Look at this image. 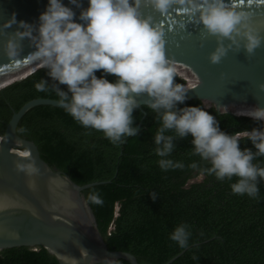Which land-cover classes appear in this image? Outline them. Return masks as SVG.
Instances as JSON below:
<instances>
[{"label":"trees","instance_id":"16d2710c","mask_svg":"<svg viewBox=\"0 0 264 264\" xmlns=\"http://www.w3.org/2000/svg\"><path fill=\"white\" fill-rule=\"evenodd\" d=\"M177 72L176 76L189 82L185 74ZM96 75L101 71L96 70ZM176 76L174 82L183 84ZM106 78L112 80L114 76ZM41 79L47 82L46 91L34 86ZM56 87L67 91L66 85L52 80L42 68L0 92V135L12 112L24 102L36 97L58 100ZM187 105L204 108L199 100L178 102L174 107ZM141 109L144 116L137 107L132 112L136 134L122 137L123 142L118 144L101 131L84 127L64 108L50 105L27 110L17 123L16 133L34 142L40 158L75 183L108 180L84 189L82 194L109 250L130 252L139 264H164L183 249L169 238L174 226L183 222L191 233L188 245L169 264H264V178L257 177L258 193L254 197L233 193L230 183L236 178L218 180L204 172L207 161L192 153L190 135L174 138L169 153L184 167L160 169L153 140L159 121L147 105ZM205 110L228 134L264 128L258 119L217 115L212 107ZM239 147L256 151L243 136ZM193 161L196 168L189 166ZM253 162L264 166V156H255ZM94 195L100 196L102 203L93 201ZM0 264L59 263L42 247L20 246L1 249ZM113 264L130 263L117 259Z\"/></svg>","mask_w":264,"mask_h":264},{"label":"clouds","instance_id":"9594fccd","mask_svg":"<svg viewBox=\"0 0 264 264\" xmlns=\"http://www.w3.org/2000/svg\"><path fill=\"white\" fill-rule=\"evenodd\" d=\"M79 7L78 0H69ZM184 0H146L152 9L163 13L173 3ZM142 0H87L78 15L62 0H47L39 13L38 24L15 19L12 14L3 21V27L17 23L24 29L17 32L33 42V51L25 58L35 68H46L47 75L67 91L56 87L57 103L78 123L99 130L113 144L123 142L122 137L134 136L133 109L137 107L135 95L146 93L148 108L159 121L153 140L157 164L162 170L183 168L182 161L169 157L173 139L191 136L192 153L207 161L204 172L214 174L218 180H231L235 194L254 197L258 193L257 177L264 178V166L254 163L255 156H264V128L228 134L219 128L215 117L199 106L187 105L176 109V102L185 99V85L174 82L176 62L167 58L162 29L151 15L140 11ZM208 34L218 40L227 38L251 53L261 43V36L253 28L251 13L230 6L226 0H192L191 9ZM77 16V19H73ZM80 21V22H78ZM18 41H4V52L10 58L18 56ZM226 47L218 44L210 54V61L218 62ZM96 70L101 75H96ZM106 75L114 76L109 80ZM196 80L188 87H195ZM38 91H46L43 79L35 83ZM264 88V84L260 85ZM70 94V95H69ZM135 94V95H134ZM243 114L264 120V107L246 110ZM241 136L251 141L255 152L239 147ZM196 168V162L190 165ZM29 171H34L28 165ZM153 199L155 194H152ZM102 203L98 195L92 196ZM191 235L188 225L177 223L169 238L180 248L188 245Z\"/></svg>","mask_w":264,"mask_h":264},{"label":"water","instance_id":"95a60500","mask_svg":"<svg viewBox=\"0 0 264 264\" xmlns=\"http://www.w3.org/2000/svg\"><path fill=\"white\" fill-rule=\"evenodd\" d=\"M62 2L77 15L87 6V0H78L79 7L69 0ZM226 3L251 13L249 22L262 38L251 53L244 49L242 40L237 46L227 38L218 40L208 34L198 21V14L186 11L191 9L192 0L173 3L163 13L142 0L140 11L151 15L160 26L166 57L175 61L177 71L189 78L186 82V78L176 76L186 87L183 101L199 100L205 109L212 107L217 115L250 117L243 113L264 107V88L260 87L264 84V0H226ZM46 4L47 0H0V92L42 69L35 68L25 58L34 49L29 37L17 35L24 29L17 23L3 27V21L15 14L17 21H26L35 29ZM180 11L182 15L178 14ZM9 38L18 41L15 59L3 50L4 41ZM218 44L224 45L226 52L218 62H212L209 57ZM196 80L195 87H188ZM135 99L144 116L141 106L146 105L147 94L135 95ZM36 105L63 109L57 99L32 98L12 112L0 135V250L42 247L59 264H113L117 259L139 264L130 252L107 248L93 210L82 194L84 189L108 180L75 183L67 174L43 161L34 142L16 133L20 118ZM28 165L34 171H29ZM186 248L164 264L171 263Z\"/></svg>","mask_w":264,"mask_h":264},{"label":"bare ground","instance_id":"6f19581e","mask_svg":"<svg viewBox=\"0 0 264 264\" xmlns=\"http://www.w3.org/2000/svg\"><path fill=\"white\" fill-rule=\"evenodd\" d=\"M182 11H180V12H178V14H180V15H182ZM176 14H177V12H176ZM181 72V71H180ZM183 73V72H182ZM29 152H27V153H25V154H28Z\"/></svg>","mask_w":264,"mask_h":264},{"label":"rangeland","instance_id":"374dc122","mask_svg":"<svg viewBox=\"0 0 264 264\" xmlns=\"http://www.w3.org/2000/svg\"><path fill=\"white\" fill-rule=\"evenodd\" d=\"M200 179V176L199 177H196L194 180H199Z\"/></svg>","mask_w":264,"mask_h":264}]
</instances>
